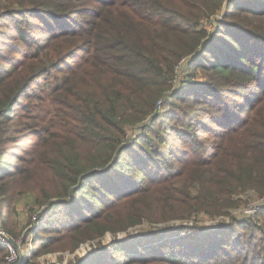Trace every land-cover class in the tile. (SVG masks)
Listing matches in <instances>:
<instances>
[{
    "label": "trees",
    "instance_id": "trees-1",
    "mask_svg": "<svg viewBox=\"0 0 264 264\" xmlns=\"http://www.w3.org/2000/svg\"><path fill=\"white\" fill-rule=\"evenodd\" d=\"M0 22L17 40L0 46L1 220L35 168L58 181L16 264H264V224L233 215L236 196L264 195V137L230 136L233 96L263 100L264 0H0ZM57 97L58 125L43 117ZM20 136L35 140L15 167Z\"/></svg>",
    "mask_w": 264,
    "mask_h": 264
},
{
    "label": "rangeland",
    "instance_id": "rangeland-1",
    "mask_svg": "<svg viewBox=\"0 0 264 264\" xmlns=\"http://www.w3.org/2000/svg\"><path fill=\"white\" fill-rule=\"evenodd\" d=\"M13 24L14 22H7ZM14 25V24H13ZM7 27L0 22V46L3 44L1 41H17L15 38L9 40L8 33L6 29ZM13 44V43H12ZM4 48V54L11 55L13 52ZM183 59L181 60L182 63ZM185 64H182L180 67V73L179 80L182 78L184 79L187 73V68H185ZM199 80L203 81V71H198ZM65 74L64 73H54L50 85L48 86V90L50 91L53 87L56 86V84L61 83L64 79ZM196 78V77H195ZM179 80H174L175 84H178ZM38 94H40V90L37 91ZM228 93V92H227ZM262 101L257 102L253 106V110L251 109H242L238 107L239 101H243L239 97L233 96V114L235 115L237 112L240 111L238 114V122L234 124L233 132L230 133V136L233 139V147H235L237 144L246 142L247 137L251 135L253 132H257L262 134V137H264V95L262 96ZM32 103L37 102L36 98H32ZM70 100L65 97H57L50 106L45 110L43 113V117L46 121H54V123L61 124L60 120H66V115L69 113L68 107L70 104ZM254 104V103H253ZM251 106V103H249ZM181 107H184L182 105ZM237 107V108H235ZM235 110V111H234ZM236 112V113H235ZM177 115H180L182 117V121L184 120V113L180 110L177 111ZM237 115V114H236ZM244 121L246 124L243 125V127L240 129L239 124L240 122ZM174 125H177L181 127L182 123L180 122H172ZM186 123H189L187 120ZM43 125V124H42ZM220 129V128H216ZM220 131V130H218ZM28 135V134H27ZM35 138H28L27 136H20L18 138H15L12 144H9L7 147L9 153L12 154V162L15 167H21L25 164L21 163L19 159H17V156L23 157L24 153L21 151V149H28L30 147V143L34 141ZM207 140L209 142L215 141L213 138L208 137ZM218 142H223L226 140H217ZM17 155V156H15ZM37 172V179L39 180V183H33L31 184L30 181L22 180L19 183L18 191H22L21 194L15 196L14 200V206L10 207V209L7 210L5 208L4 213V219L1 220L0 218V230L4 231L6 236L10 238L11 240L15 242H20V245L23 249L21 256L19 259H23L24 255H28L29 257L33 259L34 255V243H33V237L34 234H29L34 228L33 226L36 225L35 223L38 222V215L40 213H45L49 206H41L36 203V199L39 197L43 199L44 192L49 193L52 195L58 187V181L55 178H51L49 174L47 175L46 172L43 171L42 168L38 167L35 168ZM264 195H261L257 192H254L253 190H250L249 193L240 194L239 196L235 197V200L237 202L236 205L233 206V215H235L240 221H234V222H244L247 218V215H250V219L252 221L258 222L259 225L264 224V215H262L260 212L259 215H257V207L260 206L261 200H263ZM264 203V202H263ZM237 206V207H236ZM12 209V210H11ZM12 211V212H11ZM1 214V210H0ZM201 224L207 223L209 224L211 219H198ZM138 229H141L137 227ZM246 227L242 226L239 227V230L242 232L246 231ZM42 235L46 236L49 234L47 231H42ZM105 240L108 242L109 239L106 236ZM90 246V244H89ZM69 252H56L52 253L51 257L56 258L57 262H68L69 261ZM123 255L116 254L117 258H122ZM71 257V256H70ZM18 259V260H19ZM18 260L15 262V264L18 262ZM50 263V262H49ZM53 263V262H51Z\"/></svg>",
    "mask_w": 264,
    "mask_h": 264
},
{
    "label": "built area",
    "instance_id": "built-area-1",
    "mask_svg": "<svg viewBox=\"0 0 264 264\" xmlns=\"http://www.w3.org/2000/svg\"><path fill=\"white\" fill-rule=\"evenodd\" d=\"M184 60L180 64L184 63ZM162 106V103H159V108ZM264 198V197H263ZM264 199L261 200V204H263ZM0 246L4 247L6 250V257L3 264H15V262L19 259L22 254V247L20 242H15L8 238L4 231L0 230Z\"/></svg>",
    "mask_w": 264,
    "mask_h": 264
},
{
    "label": "water",
    "instance_id": "water-1",
    "mask_svg": "<svg viewBox=\"0 0 264 264\" xmlns=\"http://www.w3.org/2000/svg\"><path fill=\"white\" fill-rule=\"evenodd\" d=\"M0 218H1V214H0ZM48 264H56V263L53 262V263H48ZM60 264H65V263H60Z\"/></svg>",
    "mask_w": 264,
    "mask_h": 264
}]
</instances>
